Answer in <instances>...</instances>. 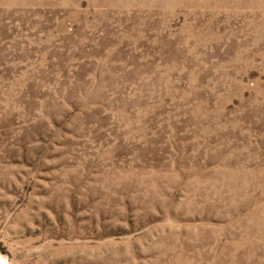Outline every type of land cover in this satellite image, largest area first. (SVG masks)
I'll return each instance as SVG.
<instances>
[{
	"label": "rangeland",
	"instance_id": "obj_1",
	"mask_svg": "<svg viewBox=\"0 0 264 264\" xmlns=\"http://www.w3.org/2000/svg\"><path fill=\"white\" fill-rule=\"evenodd\" d=\"M0 264H264V0H0Z\"/></svg>",
	"mask_w": 264,
	"mask_h": 264
}]
</instances>
